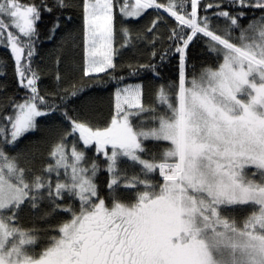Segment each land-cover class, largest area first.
I'll return each mask as SVG.
<instances>
[{
  "label": "snow or ice",
  "instance_id": "1",
  "mask_svg": "<svg viewBox=\"0 0 264 264\" xmlns=\"http://www.w3.org/2000/svg\"><path fill=\"white\" fill-rule=\"evenodd\" d=\"M72 7L83 14V76L116 84L104 127L73 114L88 86L60 87L62 56L54 92L41 94L33 67L42 15ZM149 10L146 28L126 26ZM60 28L56 16L48 39ZM141 42L148 62L116 75L117 57L138 56ZM196 42L209 56L199 71L189 60ZM0 47L24 90L0 103V264H264V0H0ZM170 58L176 78L146 105L143 83L127 79H161ZM41 118L62 129L47 154L17 151Z\"/></svg>",
  "mask_w": 264,
  "mask_h": 264
},
{
  "label": "trees",
  "instance_id": "2",
  "mask_svg": "<svg viewBox=\"0 0 264 264\" xmlns=\"http://www.w3.org/2000/svg\"><path fill=\"white\" fill-rule=\"evenodd\" d=\"M39 4L40 0H34ZM211 2V0H206ZM51 6L53 0H48ZM75 3L79 5L80 0H75ZM251 12V10H249ZM161 14H163L161 12ZM259 15V12H256ZM56 16L61 17V28L57 31L56 36L53 39H48L49 28L52 25ZM71 16V20H66V17ZM156 16L154 10H149L142 18L133 19L129 18L125 21L126 26L132 28L135 31L143 30L146 28L151 20ZM117 29L121 24V17L117 13L115 20ZM38 28L40 31V44L38 46V55L34 57L33 67L37 68L41 75L39 87L41 94L51 93L57 89V81L55 79L57 73V65L55 64L57 56H62L61 63L59 65V71L61 75L65 77L64 81L60 84V87H65L69 83V78L72 82L87 85L85 92L79 96V98H73V102L69 105L70 108L75 109L74 115L80 116V118H87L93 126L104 127L110 122L111 117L114 115V91L116 84L109 79V76L105 74L94 75L92 78L83 76V67L85 65L84 47H83V14L81 7H72L68 9H54L51 14L45 13L42 15V19L38 22ZM161 31H167L164 26H161ZM68 34H71L69 38ZM121 38L119 33L116 36L115 47H119ZM167 45L157 44V50H161ZM138 56H133L130 50L123 51L122 55L116 59L117 70L116 75H123L128 77L129 70L126 67L129 63H147L149 54L152 51L150 45L143 42L138 45ZM189 60L194 62L196 70L199 71L202 62L209 61V56L204 51L200 42L193 43L189 49ZM7 63L6 68L0 67V72H5V75H0V78L7 79L11 85L12 90L7 93L2 99L1 103L8 96H15L19 99L24 95V90L17 85V77L14 74V60L11 57L10 50L0 47V63ZM176 59L170 58V61L161 68V79H156L150 72H142L138 77H130L126 82L128 83H143L145 87L144 103L146 105L151 104L154 99L156 89L161 84L173 80L176 78ZM71 67V71L68 69ZM82 114V115H81ZM59 125L60 121L49 120L47 118H41L36 131L26 135L21 139L17 146V151L24 150L32 145H40V151L47 154L48 148L52 143L56 141V138L60 134L62 129L53 128V125ZM70 143V141H69ZM83 147V145H79ZM151 147V145H149ZM87 155L92 158L95 154L94 147L91 150H87ZM102 165V170L98 173L97 184L106 190V184L109 179L106 171L103 170V157H99ZM50 162V161H45ZM39 166V161H37ZM131 172V170H130ZM24 213L25 221H27L30 213L27 209ZM67 216L60 217V219H67Z\"/></svg>",
  "mask_w": 264,
  "mask_h": 264
},
{
  "label": "rangeland",
  "instance_id": "3",
  "mask_svg": "<svg viewBox=\"0 0 264 264\" xmlns=\"http://www.w3.org/2000/svg\"><path fill=\"white\" fill-rule=\"evenodd\" d=\"M0 85H7L6 89L3 92H0V103H1L4 96L12 90V85L7 79L4 78H0ZM114 105H115V100H114ZM114 114H115V107H114Z\"/></svg>",
  "mask_w": 264,
  "mask_h": 264
}]
</instances>
